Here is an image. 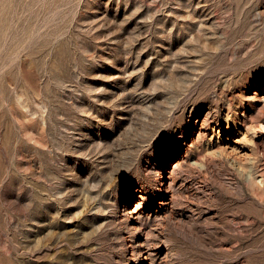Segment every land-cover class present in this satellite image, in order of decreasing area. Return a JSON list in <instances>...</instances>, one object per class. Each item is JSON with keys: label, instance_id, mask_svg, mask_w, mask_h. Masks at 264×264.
I'll return each instance as SVG.
<instances>
[{"label": "rangeland", "instance_id": "obj_1", "mask_svg": "<svg viewBox=\"0 0 264 264\" xmlns=\"http://www.w3.org/2000/svg\"><path fill=\"white\" fill-rule=\"evenodd\" d=\"M0 264H264V0H0Z\"/></svg>", "mask_w": 264, "mask_h": 264}]
</instances>
